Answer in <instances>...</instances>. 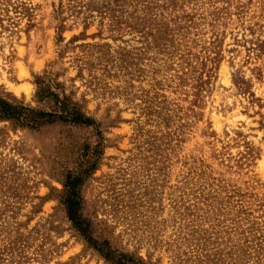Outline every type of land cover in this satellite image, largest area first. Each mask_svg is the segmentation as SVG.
I'll list each match as a JSON object with an SVG mask.
<instances>
[{
	"label": "rangeland",
	"instance_id": "1",
	"mask_svg": "<svg viewBox=\"0 0 264 264\" xmlns=\"http://www.w3.org/2000/svg\"><path fill=\"white\" fill-rule=\"evenodd\" d=\"M93 126L0 120V264H264V0H0V99Z\"/></svg>",
	"mask_w": 264,
	"mask_h": 264
},
{
	"label": "trees",
	"instance_id": "2",
	"mask_svg": "<svg viewBox=\"0 0 264 264\" xmlns=\"http://www.w3.org/2000/svg\"><path fill=\"white\" fill-rule=\"evenodd\" d=\"M35 84L36 100L40 104H45L48 110L30 108L14 98L12 102L0 99V120H10L17 126L31 130L56 121L87 127L94 125L93 121L85 117L80 107L69 97L52 90L48 81L38 78ZM78 182V179H67L63 195V205L65 206L68 220L79 236L108 264H141L142 260L139 258H132L123 253L113 251L108 242L97 243L92 239L90 227L80 213L81 201L77 189Z\"/></svg>",
	"mask_w": 264,
	"mask_h": 264
}]
</instances>
